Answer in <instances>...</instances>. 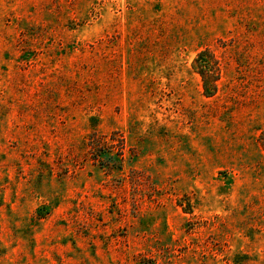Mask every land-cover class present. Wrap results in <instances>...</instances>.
<instances>
[{
	"label": "rangeland",
	"instance_id": "374dc122",
	"mask_svg": "<svg viewBox=\"0 0 264 264\" xmlns=\"http://www.w3.org/2000/svg\"><path fill=\"white\" fill-rule=\"evenodd\" d=\"M0 264H264V0H0Z\"/></svg>",
	"mask_w": 264,
	"mask_h": 264
},
{
	"label": "trees",
	"instance_id": "16d2710c",
	"mask_svg": "<svg viewBox=\"0 0 264 264\" xmlns=\"http://www.w3.org/2000/svg\"><path fill=\"white\" fill-rule=\"evenodd\" d=\"M204 53H205V50L200 51L195 60L197 61V63H198L197 65L199 66L198 71L202 77L204 89H205V91H208L209 79H208V74H207V70H206V64H204L206 61H204V59L202 58Z\"/></svg>",
	"mask_w": 264,
	"mask_h": 264
}]
</instances>
